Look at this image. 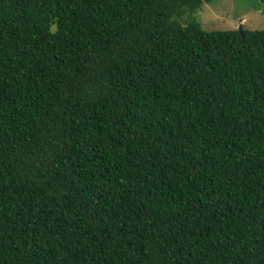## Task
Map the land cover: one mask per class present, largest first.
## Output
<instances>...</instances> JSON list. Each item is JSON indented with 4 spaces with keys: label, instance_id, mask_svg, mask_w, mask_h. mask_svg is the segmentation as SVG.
I'll list each match as a JSON object with an SVG mask.
<instances>
[{
    "label": "trees",
    "instance_id": "trees-1",
    "mask_svg": "<svg viewBox=\"0 0 264 264\" xmlns=\"http://www.w3.org/2000/svg\"><path fill=\"white\" fill-rule=\"evenodd\" d=\"M214 1L0 0V264H264V29Z\"/></svg>",
    "mask_w": 264,
    "mask_h": 264
},
{
    "label": "rangeland",
    "instance_id": "rangeland-1",
    "mask_svg": "<svg viewBox=\"0 0 264 264\" xmlns=\"http://www.w3.org/2000/svg\"><path fill=\"white\" fill-rule=\"evenodd\" d=\"M194 18L205 30L264 29V5L257 0H215L204 3Z\"/></svg>",
    "mask_w": 264,
    "mask_h": 264
},
{
    "label": "water",
    "instance_id": "water-1",
    "mask_svg": "<svg viewBox=\"0 0 264 264\" xmlns=\"http://www.w3.org/2000/svg\"><path fill=\"white\" fill-rule=\"evenodd\" d=\"M242 29H243V28H242V25H240V26H239V30H240L241 32H242Z\"/></svg>",
    "mask_w": 264,
    "mask_h": 264
},
{
    "label": "clouds",
    "instance_id": "clouds-1",
    "mask_svg": "<svg viewBox=\"0 0 264 264\" xmlns=\"http://www.w3.org/2000/svg\"><path fill=\"white\" fill-rule=\"evenodd\" d=\"M242 28H243V26H242Z\"/></svg>",
    "mask_w": 264,
    "mask_h": 264
}]
</instances>
